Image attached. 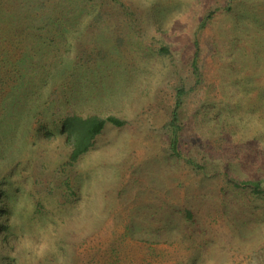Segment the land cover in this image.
<instances>
[{
  "label": "rangeland",
  "instance_id": "1",
  "mask_svg": "<svg viewBox=\"0 0 264 264\" xmlns=\"http://www.w3.org/2000/svg\"><path fill=\"white\" fill-rule=\"evenodd\" d=\"M54 1L0 35V264H264V0ZM70 115L125 125L70 164Z\"/></svg>",
  "mask_w": 264,
  "mask_h": 264
},
{
  "label": "trees",
  "instance_id": "2",
  "mask_svg": "<svg viewBox=\"0 0 264 264\" xmlns=\"http://www.w3.org/2000/svg\"><path fill=\"white\" fill-rule=\"evenodd\" d=\"M9 1L10 0H0V35L3 31H5L6 36L10 37V41H8L9 46L15 47L17 51H20L19 48L21 47L23 49L26 44L27 34H30L29 32L27 33L28 28L26 29L25 26L28 21L38 19L41 24L45 26H51V15H48V13L50 11H52V13L59 12L56 6L58 5V2H53V0H23L20 2L19 7L15 9L14 6L8 7ZM113 1L119 5L120 9L125 14H128L127 9L120 3L119 0ZM51 6H53V9H50ZM9 8H14V10ZM37 11H39V16L32 18L29 16V13L33 14ZM46 11H48V13ZM59 14L60 20H65L66 12H60ZM33 37L38 36L34 35ZM262 60L263 61H261L260 64L263 67L264 59ZM197 76L199 77L200 74L197 73ZM4 80L5 77H3V73L0 72L2 89L4 87ZM185 96V86L181 85V87L177 90V109H182ZM177 117L178 115L175 114L174 120L169 123L168 126V132L173 150L177 149L176 146L178 142ZM108 123L113 124L116 127H122L125 125L124 121H121L113 116L101 118L96 115L86 117L80 115H70L64 118L61 134L64 136L66 144L70 147V164H74L80 159V157L91 150V148L94 146L96 138L102 133ZM246 184L253 185L255 189L259 188V184L256 182H247ZM1 195L2 192L0 191V197ZM6 214L7 213L3 207V202H0V217H6ZM1 218L0 234L7 230V225L2 222Z\"/></svg>",
  "mask_w": 264,
  "mask_h": 264
}]
</instances>
